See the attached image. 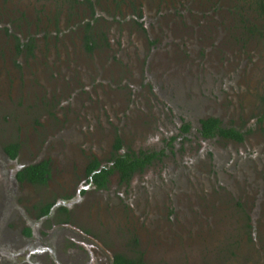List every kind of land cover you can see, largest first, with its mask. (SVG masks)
<instances>
[{
    "label": "rangeland",
    "instance_id": "rangeland-1",
    "mask_svg": "<svg viewBox=\"0 0 264 264\" xmlns=\"http://www.w3.org/2000/svg\"><path fill=\"white\" fill-rule=\"evenodd\" d=\"M255 15L239 0H0V145L19 141L21 157L51 160L52 189L35 195L65 192L92 156L107 164L116 137L124 151L168 148L132 184L117 177L76 198L68 227L86 235L60 228L53 255L29 264H103L99 243L134 256L135 236L147 264H264V26ZM89 21L100 45L91 54ZM32 36L33 56L18 54L16 39ZM210 116L247 131L245 141L202 139L199 121ZM14 167H0V179ZM15 200L12 211L23 207ZM7 216L0 238L15 230ZM17 252L0 246V264L22 261Z\"/></svg>",
    "mask_w": 264,
    "mask_h": 264
},
{
    "label": "flooded vegetation",
    "instance_id": "flooded-vegetation-1",
    "mask_svg": "<svg viewBox=\"0 0 264 264\" xmlns=\"http://www.w3.org/2000/svg\"><path fill=\"white\" fill-rule=\"evenodd\" d=\"M91 4V3H90ZM92 5V4H91ZM91 23V26L93 23L91 21L87 22ZM85 23V32H86V24ZM85 32H84V45L85 49L88 51V53H92L94 50H96L100 45H98L96 34L97 32L93 31V26H92V33H93V41L96 43L92 50H90L86 46V39H85ZM17 40V46H16V51L18 54L21 52L24 53H30L31 56L34 54V49H35V44H36V39L35 37H29L26 42L20 41V39ZM27 44L29 46H27ZM32 45V46H31ZM20 49V51L18 50ZM261 106L262 110L264 113L262 101ZM214 117V116H210ZM208 118V117H206ZM204 119V118H203ZM201 121V120H200ZM199 121V128H198V133L202 139L206 140H211V139H216V138H222V137H213V138H205L204 136L201 135L200 133V128H201V122ZM222 122V121H221ZM189 125V130L185 131L184 128L185 126ZM222 125L224 127H233V126H225L223 123ZM190 124L186 123L182 127V134H188L190 132ZM235 128V127H233ZM237 129V128H236ZM242 131L241 129H238ZM246 132L247 131H242ZM246 134H245V139H246ZM178 137H171L170 140H176ZM230 141H234L237 143H243V142H238L232 139H227V138H222ZM118 143H121V147L117 148ZM14 145L16 146L13 151H8L7 147L9 145ZM167 146H171L170 143L166 142ZM22 143L21 142H4L2 145H0V159L4 160V164L0 161V167H3V165L7 166L8 164H14L15 167L11 170V172L7 173V178L5 179H0V215L5 212L8 209V217L13 221L15 224V230L16 232L12 231L11 227H8L10 231H4L1 232L3 235L0 238V246H9V247H15L18 252L16 253L17 258H23L22 261H17L14 263L15 264H29L30 259L34 256H40V255H46L45 250H49L54 248V244L56 242L55 235L57 231H60V228L64 229L68 233L69 236L76 235V237H84L86 235L85 233L81 232L78 233L77 231H71L68 227V225L72 222L73 219V213L71 212V204L75 202V199H88L90 194V191L94 190H104L109 187L111 182H114V180L118 177L119 180L123 182L124 184H132L134 177L138 173H144L153 163L156 161H162V159L167 155L166 151H168V148H162V149H141L136 151L135 153L140 155V153L144 152L146 154L152 153V152H157L158 157L157 159L153 160L151 164H147L142 171L135 172L132 174V176L128 180H123L121 177V174L119 171L116 169L108 175V180L106 182L105 187L99 188L97 185L94 184V175L99 174L101 170H103L105 167H113L115 164L112 160L113 155L115 153L118 154H125L129 153L132 154L131 150L124 151L123 150V143L120 137H116L115 143L113 146V150L111 152L110 158L108 159V163L104 164L99 158L96 156H92L88 158L87 163L84 165L85 167L83 168L81 174V179L77 178L74 182L68 183L66 189H62L63 192H61L55 189V192H51L49 194H45L41 196L35 195V187H40V188H51L49 185L51 184V179L53 178V169H52V164L51 160L49 158L47 159H40L39 161L35 160H28L24 157H21L22 155ZM14 155V157L12 156ZM96 158L99 161V167L96 168L95 170L89 171V168L92 166V164L95 162ZM42 162H47V169L49 170V178L46 181V183L43 184H37L34 181L30 180L29 176L27 173H23L28 167L36 164H40ZM90 172V173H89ZM115 178L113 181L112 179ZM69 180V179H67ZM52 189V188H51ZM8 199H22L23 202L21 203L23 207H20L14 211H12V206L10 205L7 207V200ZM50 199H56V200H50ZM15 200V201H16ZM50 200V201H49ZM20 204V203H17ZM3 210V211H2ZM29 210L31 216L38 221V223L35 221L36 225L34 224L33 220L27 219L28 217L26 216V211ZM15 212V214H14ZM19 213V214H18ZM21 216V217H19ZM68 227V228H67ZM46 231L48 232L47 235L49 236V239H47V242L42 241V238L40 236V231ZM1 231V228H0ZM134 239L138 238L135 236ZM92 244V242L90 241ZM94 247H97V251L99 252L98 256L103 262V264H114V258L115 255L117 254H124L129 257H135L139 252L143 253L142 250L139 249L138 243H137V251L135 252L134 256L128 255V253H121V251L118 250V248H115L113 251L109 250L106 246L103 244L99 243L98 245H93ZM117 246V245H116ZM136 246V245H135ZM50 254L52 253L53 255V249L52 252H49ZM57 254V252H56ZM57 255H60L59 253ZM144 261L146 259V256H144ZM63 261L64 259L61 258ZM2 258L0 259V263L2 262ZM146 262V261H145ZM32 264V263H30ZM147 264V263H146Z\"/></svg>",
    "mask_w": 264,
    "mask_h": 264
},
{
    "label": "trees",
    "instance_id": "trees-1",
    "mask_svg": "<svg viewBox=\"0 0 264 264\" xmlns=\"http://www.w3.org/2000/svg\"><path fill=\"white\" fill-rule=\"evenodd\" d=\"M245 4H248L252 13H256V17L261 21V24L264 26V0H239ZM91 3V2H90ZM92 4V3H91ZM247 20V17H244ZM248 21H250L248 19ZM257 30V27H256ZM260 38H264V30H260L258 32ZM86 46L92 50L93 46L96 44L93 41V33L91 23L86 24V32H85ZM30 45V44H29ZM27 44V46H29ZM32 46V45H31ZM20 51V49H18ZM263 109H264V97L261 99ZM201 128L200 133L205 138H213V137H222L227 139H232L238 142H243L245 139L246 132H242L236 128L224 127L222 122L217 117H208L201 119ZM185 131L189 130V125L185 126ZM247 135V134H246ZM16 146L9 145L7 147L8 151H13ZM121 147V143H118L117 148ZM14 157V155H12ZM159 158L157 152L152 153H140V155L132 152V154H118L115 153L113 155V167H105L100 171L99 174L94 175V184L99 188H103L106 185L108 180V175L111 174L115 169L120 172L123 180H128L133 173L142 171V169L147 165L151 164L153 160ZM99 161L96 158L95 162L89 168V171L95 170L99 167ZM47 162H42L40 164L32 165L28 167L23 173H27L30 180L34 181L37 184L46 183L49 178V170L47 169ZM93 172V171H92ZM90 173V172H89ZM135 245H137V239L132 240ZM114 264H146L144 261L143 253H138L135 257H129L124 254H117L114 258Z\"/></svg>",
    "mask_w": 264,
    "mask_h": 264
}]
</instances>
